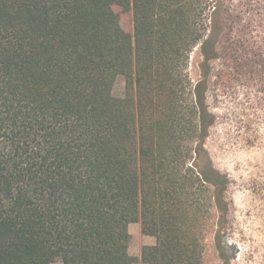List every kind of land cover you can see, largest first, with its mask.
I'll return each mask as SVG.
<instances>
[{
	"label": "trees",
	"instance_id": "obj_1",
	"mask_svg": "<svg viewBox=\"0 0 264 264\" xmlns=\"http://www.w3.org/2000/svg\"><path fill=\"white\" fill-rule=\"evenodd\" d=\"M234 2L0 0V264H133V222L145 264H233L213 87L264 80V0Z\"/></svg>",
	"mask_w": 264,
	"mask_h": 264
},
{
	"label": "rangeland",
	"instance_id": "obj_2",
	"mask_svg": "<svg viewBox=\"0 0 264 264\" xmlns=\"http://www.w3.org/2000/svg\"><path fill=\"white\" fill-rule=\"evenodd\" d=\"M234 1L232 9L241 11L239 0ZM122 17L125 26L132 30V14L122 13ZM244 20H248V13ZM200 59L199 49L195 47L189 67L194 82L199 78ZM218 87H213L217 99L211 100L217 122L207 148L214 165L230 177L228 239L237 249L233 264H264V80L243 77ZM113 94L125 95L124 76L117 77ZM130 232L133 264H145L142 248L156 238L144 234L140 222L131 223ZM53 264L62 262L56 260ZM207 264H219L213 253L208 256Z\"/></svg>",
	"mask_w": 264,
	"mask_h": 264
},
{
	"label": "crops",
	"instance_id": "obj_3",
	"mask_svg": "<svg viewBox=\"0 0 264 264\" xmlns=\"http://www.w3.org/2000/svg\"><path fill=\"white\" fill-rule=\"evenodd\" d=\"M155 242L156 241L152 240V241H150V243L148 245H153V244H155Z\"/></svg>",
	"mask_w": 264,
	"mask_h": 264
}]
</instances>
